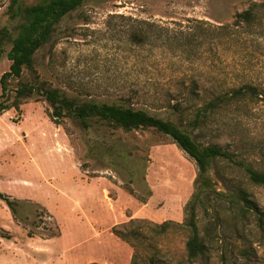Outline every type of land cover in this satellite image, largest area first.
Segmentation results:
<instances>
[{"label": "rangeland", "instance_id": "374dc122", "mask_svg": "<svg viewBox=\"0 0 264 264\" xmlns=\"http://www.w3.org/2000/svg\"><path fill=\"white\" fill-rule=\"evenodd\" d=\"M253 3L256 20L237 24L236 14ZM9 4L0 0V28L14 36L19 21ZM142 25L149 33L144 44L131 37ZM9 48L0 77L9 69ZM184 74L201 83L197 105L213 88H256L257 96L233 103L215 116L219 123L192 134L242 152L264 172V0H83L36 51L33 71L9 79L6 102L37 75L69 96L130 105L190 129L192 110L179 115L164 107L175 101ZM17 105L0 112V264H264V184L249 182L241 169L219 163L263 216L225 202L208 215L196 208L205 251L189 259L184 221L198 169L168 136L100 122L84 129L68 116L53 118L38 94ZM208 176L212 187L227 191L214 167ZM213 214L218 222L206 229ZM131 219L140 234L125 241L113 230ZM164 221L172 222L154 234L151 225Z\"/></svg>", "mask_w": 264, "mask_h": 264}, {"label": "trees", "instance_id": "16d2710c", "mask_svg": "<svg viewBox=\"0 0 264 264\" xmlns=\"http://www.w3.org/2000/svg\"><path fill=\"white\" fill-rule=\"evenodd\" d=\"M82 2L83 0H40L31 5H23L19 0H10L8 6L10 16L17 18L19 23L16 26L14 36L7 28H0V59L5 52V46L10 45L6 52V57L10 61L9 69L0 77V112L9 109L11 106L17 107L21 99L38 94L50 104L53 118L59 119L68 116L84 129H88L93 122H100L125 132L136 129H152L168 136L194 160L198 169L197 191L187 204L184 221V226L189 232L185 242L186 254L189 259H196L205 251V245L198 233L196 208H201L204 214L208 215L212 206L217 209L216 203L225 202L231 207L236 206L241 212L256 214L261 219L263 214L260 213L255 202L249 198L247 190L241 183H233L222 172L219 163L224 162L228 166L241 169L246 174L248 181L253 184H264V172L255 169L248 163L242 152L229 151L227 147L221 146L217 142L202 144L192 134V130L207 128L213 123H219V118L215 116L230 108L233 103L257 96L256 88L250 84H243L230 89H210L208 90L210 98L197 105L196 102L202 93L200 81L193 75H180L177 83L179 84L177 97L173 103L168 101L164 107L169 109L171 113H178L179 115L192 110L191 119L187 123L190 129L130 105L81 100L76 96H69L64 91L52 87L46 81L40 80L37 75H34L29 81L20 82L14 89L12 102H6L9 79H19L24 68L33 71L36 51L50 41L55 27L61 19L77 9ZM258 6V4L253 3L248 8L238 12L235 22L237 24L240 22H245L247 25L252 24L256 20ZM142 23L143 25L149 24L147 22ZM143 25L139 30L131 33L132 39L141 44L149 40V33ZM187 36L194 37L193 35ZM193 39H188L187 43L184 44H188ZM2 98L4 100H1ZM239 148H243L245 152L249 149L246 145H241ZM212 167H214L217 179L227 191L223 192L212 187L208 176V171ZM1 197L4 196L0 193ZM6 201L10 206H13L11 201L8 199ZM217 220L218 216L213 214L209 224L206 225V229L211 225H216ZM134 222L133 219L129 220L123 225L125 229H114L113 233L125 241L132 240V238L136 239L140 230L138 226H133ZM171 222L164 221L160 224L151 225L153 233L162 234ZM133 263L136 264V261Z\"/></svg>", "mask_w": 264, "mask_h": 264}]
</instances>
